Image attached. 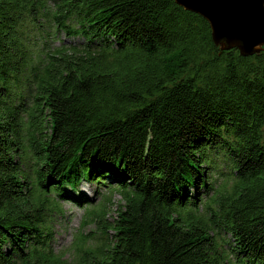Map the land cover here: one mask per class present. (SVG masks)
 <instances>
[{
  "label": "trees",
  "instance_id": "obj_1",
  "mask_svg": "<svg viewBox=\"0 0 264 264\" xmlns=\"http://www.w3.org/2000/svg\"><path fill=\"white\" fill-rule=\"evenodd\" d=\"M61 201L95 228L69 258ZM0 264H264V47L174 0H0Z\"/></svg>",
  "mask_w": 264,
  "mask_h": 264
},
{
  "label": "water",
  "instance_id": "obj_2",
  "mask_svg": "<svg viewBox=\"0 0 264 264\" xmlns=\"http://www.w3.org/2000/svg\"><path fill=\"white\" fill-rule=\"evenodd\" d=\"M184 10L201 16L221 51L237 49L241 56L264 47V0H174Z\"/></svg>",
  "mask_w": 264,
  "mask_h": 264
},
{
  "label": "rangeland",
  "instance_id": "obj_3",
  "mask_svg": "<svg viewBox=\"0 0 264 264\" xmlns=\"http://www.w3.org/2000/svg\"><path fill=\"white\" fill-rule=\"evenodd\" d=\"M214 169L211 173H207V170L205 171V174L209 175V182L214 189L210 190V192L203 193L205 195L202 194V198L206 201L209 200L210 195L213 193L223 192V190L229 188L227 177L222 176L223 173L228 172V167L219 163ZM79 187L78 193L90 199L93 204L99 200V196L102 197L106 220H111L115 216V211L120 201V195L117 190L113 189L109 191L100 185L87 182L81 183ZM59 206L61 212L54 213L50 218L54 234L52 244L56 251L64 252L66 257L69 258L74 238L77 235L79 236V234H82L84 237L94 235L95 228L92 224L81 226L85 207L78 206L69 201H61L59 202ZM88 238L91 239L90 237Z\"/></svg>",
  "mask_w": 264,
  "mask_h": 264
}]
</instances>
